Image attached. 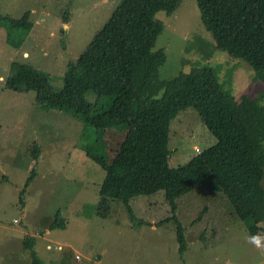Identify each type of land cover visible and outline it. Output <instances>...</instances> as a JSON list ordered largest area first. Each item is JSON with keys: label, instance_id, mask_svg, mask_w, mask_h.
Segmentation results:
<instances>
[{"label": "rangeland", "instance_id": "374dc122", "mask_svg": "<svg viewBox=\"0 0 264 264\" xmlns=\"http://www.w3.org/2000/svg\"><path fill=\"white\" fill-rule=\"evenodd\" d=\"M117 2L0 0V17L16 20L27 12L30 23L20 36V30L0 22V264H29L27 237L33 238L39 264H264V250L247 242L249 232L224 193L203 185L175 200L174 213L186 244L181 255L171 219L149 224L171 214L162 190L128 200L131 211L145 223L131 221L116 199L109 201L105 217L98 216L97 191L104 171L88 153L109 161L123 130L100 132L69 114L43 109L33 91L4 89L12 60L47 73L51 88L61 89L69 62L86 48ZM156 16L163 22L156 48L166 53L160 79L206 67L235 98L241 94L259 97L264 91V84L254 80L255 71L244 61L215 48L199 20L195 0H181L172 14L159 11ZM15 42L17 46L12 47ZM86 99L93 101V94ZM260 103L264 105V97ZM214 142L195 111L180 110L169 125V167L186 162ZM34 143L39 145L36 163ZM259 166L264 173V148ZM33 168L35 175L21 199ZM257 200L264 227V196ZM58 210L65 225L50 229Z\"/></svg>", "mask_w": 264, "mask_h": 264}, {"label": "trees", "instance_id": "16d2710c", "mask_svg": "<svg viewBox=\"0 0 264 264\" xmlns=\"http://www.w3.org/2000/svg\"><path fill=\"white\" fill-rule=\"evenodd\" d=\"M180 1L118 0L86 48L69 62L63 86L57 91L51 88L47 73L17 60L10 61L3 84L12 92L33 91L43 109L69 114L100 132L122 129L123 137L109 161L88 153L104 171L95 213L105 217L109 201L116 199L124 205L131 221L145 223L131 211L128 200L162 190L171 214L154 224L170 219L174 222L179 255L186 244L174 213L175 200L198 185L224 193L249 234H264L257 200L264 196V173L259 166L264 148V105L260 103L264 91L259 97L241 94L235 98L223 90L206 67L190 68L168 80L159 78L166 53L156 48L163 30L156 13L172 14ZM195 3L199 20L215 48L244 61L255 71L254 80L264 84V0ZM27 14L23 12L16 20L0 17V22L4 20L8 28H17L24 36L30 26ZM18 42L11 43L12 47ZM89 93L93 101L86 99ZM185 108L195 111L215 142L186 162L169 167V125ZM38 148L34 143L35 163ZM34 175L33 168L21 199ZM64 222L58 210L49 228H63ZM32 239L27 237L24 243L30 251L29 264H39Z\"/></svg>", "mask_w": 264, "mask_h": 264}, {"label": "clouds", "instance_id": "9594fccd", "mask_svg": "<svg viewBox=\"0 0 264 264\" xmlns=\"http://www.w3.org/2000/svg\"><path fill=\"white\" fill-rule=\"evenodd\" d=\"M246 240L248 243L255 246V248L264 250V234L261 233L249 234L246 236Z\"/></svg>", "mask_w": 264, "mask_h": 264}, {"label": "crops", "instance_id": "0c3cea01", "mask_svg": "<svg viewBox=\"0 0 264 264\" xmlns=\"http://www.w3.org/2000/svg\"><path fill=\"white\" fill-rule=\"evenodd\" d=\"M261 198V196L260 197H258L257 199H260ZM150 224H154V222H151ZM49 227V226H48ZM41 233H36V235L38 236V235H40ZM32 236H34V235H32ZM34 243H33V241H32V245H33ZM33 247V246H32ZM47 248H48V245L46 246ZM47 250V249H46ZM35 252V251H34ZM37 255V254H36ZM51 262V261H50Z\"/></svg>", "mask_w": 264, "mask_h": 264}, {"label": "built area", "instance_id": "2783aa9c", "mask_svg": "<svg viewBox=\"0 0 264 264\" xmlns=\"http://www.w3.org/2000/svg\"><path fill=\"white\" fill-rule=\"evenodd\" d=\"M48 248H50V246H48Z\"/></svg>", "mask_w": 264, "mask_h": 264}]
</instances>
